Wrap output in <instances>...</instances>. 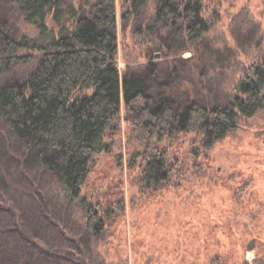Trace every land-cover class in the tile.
Here are the masks:
<instances>
[{
    "label": "trees",
    "instance_id": "1",
    "mask_svg": "<svg viewBox=\"0 0 264 264\" xmlns=\"http://www.w3.org/2000/svg\"><path fill=\"white\" fill-rule=\"evenodd\" d=\"M128 1L126 19L154 8L137 32L192 56L149 60L121 75L116 0H0L37 30L19 33L0 15V264H126L113 257L101 211L82 195L94 159L109 149L106 132L120 128L123 114L148 147L196 130L212 146L264 108V36L241 32L239 15L229 27L234 50L208 40L221 14L207 16L205 0ZM249 45L256 56L244 75L212 94L211 76L215 82L216 71ZM193 73L197 80L185 84ZM169 159L165 151L145 164L159 187Z\"/></svg>",
    "mask_w": 264,
    "mask_h": 264
},
{
    "label": "rangeland",
    "instance_id": "2",
    "mask_svg": "<svg viewBox=\"0 0 264 264\" xmlns=\"http://www.w3.org/2000/svg\"><path fill=\"white\" fill-rule=\"evenodd\" d=\"M64 1L76 6L87 0ZM205 1L211 6L207 16H213L215 10L221 14L208 36L213 47L235 50L229 27L237 15L246 27L241 32L248 37L264 36V0ZM129 3L116 0L121 75L126 68L149 60L192 56L189 50H162L153 36L145 35L143 29L137 32L152 21L154 8L149 5L141 16L126 19ZM3 14L19 33L36 35V27L6 2H0ZM48 23L53 25L51 18ZM250 47L238 49L231 66L216 71L215 82L211 76L212 94L225 91L244 75L256 56ZM196 77L191 74L185 84ZM189 87L193 93L197 90L194 85ZM126 118L123 114L120 128L106 132L109 149L96 156L82 188V195L106 221L105 239H110L113 257H122L126 264H264V108L252 118H241L236 129L212 146L203 144L204 134L196 130L151 148L135 137ZM165 151L171 171L159 187L144 168L152 154ZM74 209L83 220L79 206ZM96 247L104 252L101 245Z\"/></svg>",
    "mask_w": 264,
    "mask_h": 264
},
{
    "label": "water",
    "instance_id": "3",
    "mask_svg": "<svg viewBox=\"0 0 264 264\" xmlns=\"http://www.w3.org/2000/svg\"><path fill=\"white\" fill-rule=\"evenodd\" d=\"M159 55V54H158Z\"/></svg>",
    "mask_w": 264,
    "mask_h": 264
}]
</instances>
